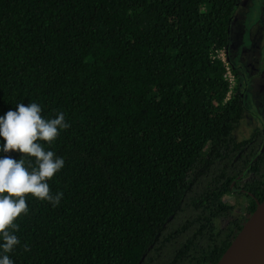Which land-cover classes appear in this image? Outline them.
<instances>
[{"label": "trees", "instance_id": "1", "mask_svg": "<svg viewBox=\"0 0 264 264\" xmlns=\"http://www.w3.org/2000/svg\"><path fill=\"white\" fill-rule=\"evenodd\" d=\"M239 1L0 0V116L35 102L70 125L41 142L63 195L26 196L14 264L218 263L264 202V128L234 136L218 58Z\"/></svg>", "mask_w": 264, "mask_h": 264}, {"label": "clouds", "instance_id": "2", "mask_svg": "<svg viewBox=\"0 0 264 264\" xmlns=\"http://www.w3.org/2000/svg\"><path fill=\"white\" fill-rule=\"evenodd\" d=\"M68 127L63 112L57 113L55 118H45L41 106L35 102L19 103L16 110L0 116V137L5 141L0 151L23 154L19 160L0 157V238L3 240L0 264H14L8 253L20 243L15 234L20 226L15 221L29 211L26 196L31 194L55 206L63 195L62 192L53 194L48 180L64 167V158L46 150L41 142L51 145L60 131ZM24 247L28 250L27 245Z\"/></svg>", "mask_w": 264, "mask_h": 264}, {"label": "rangeland", "instance_id": "3", "mask_svg": "<svg viewBox=\"0 0 264 264\" xmlns=\"http://www.w3.org/2000/svg\"><path fill=\"white\" fill-rule=\"evenodd\" d=\"M229 53L233 64L251 80L245 97V113L234 131L238 140H248L264 123V75L251 67L258 53L264 56V0H240L231 22ZM259 60L264 61V57Z\"/></svg>", "mask_w": 264, "mask_h": 264}, {"label": "bare ground", "instance_id": "4", "mask_svg": "<svg viewBox=\"0 0 264 264\" xmlns=\"http://www.w3.org/2000/svg\"><path fill=\"white\" fill-rule=\"evenodd\" d=\"M264 239V204L261 206L257 218L236 248L231 264H247L258 250Z\"/></svg>", "mask_w": 264, "mask_h": 264}, {"label": "water", "instance_id": "5", "mask_svg": "<svg viewBox=\"0 0 264 264\" xmlns=\"http://www.w3.org/2000/svg\"><path fill=\"white\" fill-rule=\"evenodd\" d=\"M263 150H264V143H263L261 151H263ZM263 204H264V202H262L258 205V208L256 209V211L249 217V219L247 220V222L245 223V225L243 226L241 231L235 237L232 244L226 250V252L223 254V256L221 257V259L218 261L217 264H231L232 256H233L236 248L241 243L242 239L244 238V236L248 232L249 228L251 227V225L253 224V222L257 218L258 212H259V210ZM247 264H264V239L261 242V245L258 248V250L254 253L252 259Z\"/></svg>", "mask_w": 264, "mask_h": 264}, {"label": "flooded vegetation", "instance_id": "6", "mask_svg": "<svg viewBox=\"0 0 264 264\" xmlns=\"http://www.w3.org/2000/svg\"><path fill=\"white\" fill-rule=\"evenodd\" d=\"M226 52H227V55H228V59H229L231 65H232V68H233V71H234V74H235V77H236V81L238 80V85H240V87H241L240 94L245 99L247 91L249 90L250 85H251V80H248V77L243 76L244 73L242 72V70L240 71L233 64L231 56H230V53H229V48H228V50H226ZM260 57H264V56H263L262 52L259 51V53H258V61L255 60V64L253 63L251 65V67L254 68L255 70H257L260 67L261 64L264 66V61L263 60H259ZM257 72H258L259 75H264V69L261 70V71H257ZM261 126L264 128V123H262Z\"/></svg>", "mask_w": 264, "mask_h": 264}, {"label": "built area", "instance_id": "7", "mask_svg": "<svg viewBox=\"0 0 264 264\" xmlns=\"http://www.w3.org/2000/svg\"><path fill=\"white\" fill-rule=\"evenodd\" d=\"M218 58H220L225 65V78L230 83V92L228 93V97H230L233 90L232 88L235 86L236 83V77L232 65L228 59L226 50H221L220 52H218Z\"/></svg>", "mask_w": 264, "mask_h": 264}]
</instances>
